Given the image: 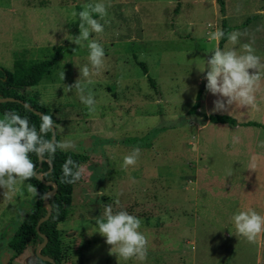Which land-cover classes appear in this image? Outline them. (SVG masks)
<instances>
[{"label": "rangeland", "instance_id": "obj_1", "mask_svg": "<svg viewBox=\"0 0 264 264\" xmlns=\"http://www.w3.org/2000/svg\"><path fill=\"white\" fill-rule=\"evenodd\" d=\"M91 2L0 0V67L12 70L19 58H51L61 46L59 62L24 94L50 112L59 143L70 142L63 150L90 155L81 167L68 217L59 224L65 264H201L204 240L194 228L199 219L182 214V202L195 197L194 185L187 180L197 165L198 172L205 173L206 164L212 163L206 157L216 160L217 151L205 152L209 141L230 142L235 137L217 135L232 128L225 123H212L202 132L197 129L206 120L204 114L215 113L264 124V0H226L225 15L217 0H104L106 15L99 20L104 31L90 34L104 47L105 65L100 71L88 64L87 48L68 39L79 32L73 13ZM224 18L228 25L239 26L232 30L240 33L236 50L248 43L259 57L255 106L233 104L213 110L214 101L223 98L206 90L203 73L197 69L218 46L209 34L222 30ZM231 46L227 42L224 48ZM139 62L147 65L148 74ZM79 67L89 68L87 78L79 77ZM77 79L83 93L67 90ZM200 91L201 104L194 110ZM81 94L93 96V112L81 103ZM134 148L139 150L136 163L122 168L123 156ZM218 156L223 160L221 153ZM234 159L239 160L228 158ZM30 186L27 180L18 182L10 198L0 197V264L35 261L34 246L17 258L9 247L37 198ZM105 205L141 220L140 231L147 241L142 262L120 260L109 252L104 237L93 231ZM212 235L213 231L206 234Z\"/></svg>", "mask_w": 264, "mask_h": 264}, {"label": "clouds", "instance_id": "obj_2", "mask_svg": "<svg viewBox=\"0 0 264 264\" xmlns=\"http://www.w3.org/2000/svg\"><path fill=\"white\" fill-rule=\"evenodd\" d=\"M96 14L97 18H94ZM78 19L79 32L68 38L78 47L87 48V60L92 69L100 71L105 65V51L102 44L96 39H90V34H99L104 31V25L99 22L106 15L104 0H94L87 3L81 10L74 12ZM240 33L232 31L225 33L216 28L209 34V38L218 43L221 37L226 36L231 47L211 48V55L205 60L203 66L197 68L203 73L205 88L213 95L223 99L214 101L213 110H226L228 106L237 104L240 107L255 106L254 95L257 82L261 76V64L259 57L255 55L252 46L248 43L240 45L238 52L234 47L238 43ZM75 50V49H73ZM205 68L207 69L205 71ZM80 76H89L88 67H79ZM90 83L91 81H87ZM75 88L83 93L79 79L68 86V91ZM81 103L89 113L95 110L94 98L91 94L79 96ZM55 124L52 117L47 114L40 115L38 128L31 125L27 117H23L15 110L5 111L0 115V197L10 198L9 194L15 190L18 182L29 180L34 176V163L29 154L51 156L57 148L70 147V142L54 143L44 139V135L54 130ZM258 148L264 149V140L258 142ZM139 150L134 148L129 154L123 156L121 167H127L136 163ZM256 168V156L250 157L248 169ZM63 181L74 183L81 177V169L70 157L61 164ZM228 172L226 175H230ZM29 190L35 194L34 187ZM102 195V193H97ZM229 222L234 228L235 236L254 241L257 236L264 233V215L252 207L235 211ZM141 220L125 210L113 211L112 207L105 205L102 219H95V229L104 237V242L111 247L110 253H114L120 260L128 261L135 258L143 261L146 256V238L140 231ZM92 231V232H93Z\"/></svg>", "mask_w": 264, "mask_h": 264}, {"label": "crops", "instance_id": "obj_3", "mask_svg": "<svg viewBox=\"0 0 264 264\" xmlns=\"http://www.w3.org/2000/svg\"><path fill=\"white\" fill-rule=\"evenodd\" d=\"M236 27L239 26L233 29ZM206 115L209 114H204L203 117ZM236 120L237 124L225 123L232 128L216 133L219 136H234L233 141H209L204 147L206 153L214 151H217L218 155L221 153L223 160H219L217 154L216 160L206 157L212 163L206 164L205 173L201 175L197 165L193 177L187 180L194 185L195 197L182 202V214L189 216L193 221L195 217L199 219L194 228L200 230V239L204 240L201 245V264H264V233L249 242L232 234L234 228L229 222V217L242 208L252 207L264 215V149L257 147L258 142L264 140V128L246 125L244 122L248 121L239 118ZM211 125L212 122L206 119L197 130L202 132ZM200 154L201 149L199 159ZM253 155L256 156L255 171L248 169L250 157ZM234 156L239 160L234 159L230 162L228 158ZM228 172L231 174L226 175ZM212 231L214 236H206ZM205 237L208 240H205ZM211 244H215L214 259L210 253ZM193 255L196 257L197 254Z\"/></svg>", "mask_w": 264, "mask_h": 264}, {"label": "trees", "instance_id": "obj_4", "mask_svg": "<svg viewBox=\"0 0 264 264\" xmlns=\"http://www.w3.org/2000/svg\"><path fill=\"white\" fill-rule=\"evenodd\" d=\"M222 15L226 13V0H217ZM257 15L249 16L241 27H246ZM222 30L225 33H230L232 26L227 24L226 19L223 20ZM227 41L226 36L219 40V47L222 48ZM61 46L57 48L56 53L51 58H37V59H22L15 61L14 68L8 70L0 67V98L12 97L15 100L0 101V113L5 111L15 110L23 117H27L29 123L38 128L40 122V114L27 107L20 100L30 103L35 109H38L45 114L52 117L50 112L41 106L40 103L28 99L24 94L28 87L38 84L47 74L48 70L56 65L60 60ZM144 69L145 74H148V67L144 62H139ZM151 85L156 87L155 80L148 77ZM22 92V94H21ZM24 94V95H23ZM202 98V91L197 94V101L193 105L196 110L200 106ZM19 99V100H18ZM212 123H231L237 124L235 117L228 114H209L205 116ZM246 125H256L264 127L263 123L256 121L244 122ZM53 130L44 135V139L59 143V136L55 134L53 140ZM34 162V176L31 177L28 183L35 188L37 198L24 216L21 225L17 232L13 235L9 242V247L13 251L14 258H17L25 253L29 246H34L35 249L47 237V243L36 252L35 261L33 264H65L66 249L63 244L61 230L59 224L65 221L69 214L71 206L72 195L76 182L66 183L63 181L61 174V164L66 158H71L81 169L82 165L86 164L90 155L85 152H78L72 150H63L57 148L51 155L42 156V164L40 165V155L29 154ZM57 186L56 193L48 195V204L51 206V214L48 218L42 220L48 211L49 205L45 202V195L52 191ZM40 222V224H39ZM39 224V229L37 228ZM9 264H13L11 261Z\"/></svg>", "mask_w": 264, "mask_h": 264}, {"label": "water", "instance_id": "obj_5", "mask_svg": "<svg viewBox=\"0 0 264 264\" xmlns=\"http://www.w3.org/2000/svg\"><path fill=\"white\" fill-rule=\"evenodd\" d=\"M15 99H16V98H12V97H1V98H0V101L15 100ZM18 100H19V99H18ZM20 101H21L23 104H25L27 107H29L30 109L34 110L36 113H38V114H40V115H41V114H45L44 112H42V111H40V110H38V109H35L30 103L25 102V101H22V100H20ZM53 132H54V135H53V140H54V138H55V134H56V129H55V128H54ZM41 164H42V156L40 155V165H41ZM56 191H57V186L55 185L54 189L45 195V202H46L47 204H48V199H47L48 195H52V194L56 193ZM48 205H49V204H48ZM50 214H51V206L49 205V211H48L47 215H46L43 219H41L40 222H41L42 220L48 218V217L50 216ZM40 222H39V224H40ZM39 224H38V226H37L38 229H39ZM46 243H47V237H45L44 241L38 246V248H37V252H39L40 249H41Z\"/></svg>", "mask_w": 264, "mask_h": 264}]
</instances>
